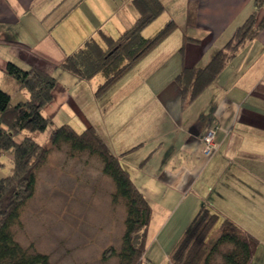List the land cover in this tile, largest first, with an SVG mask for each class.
Wrapping results in <instances>:
<instances>
[{
    "label": "crops",
    "instance_id": "obj_1",
    "mask_svg": "<svg viewBox=\"0 0 264 264\" xmlns=\"http://www.w3.org/2000/svg\"><path fill=\"white\" fill-rule=\"evenodd\" d=\"M161 2L164 11L143 28V36H154L169 20L176 28L129 69L133 74L126 72L99 102L94 90L103 81L101 74L102 81L93 82L94 76L77 80L57 65L87 38L103 45L100 32L118 38L130 28L138 17L131 0H0V84L9 86L6 91L12 104L27 98L28 92L19 89L5 72L8 61L23 69L37 67L57 78L53 99L42 113L60 125L78 126L81 131L87 124L103 125L114 121L108 112L116 108L119 137L123 132L120 127H138L146 116L142 111L148 112L150 107L161 110L166 118L168 132L162 140V133L153 139L145 135L136 138L134 134L128 139L127 133L120 134L124 144L121 154L138 153L147 145L151 147L149 157H161L148 180L142 183L131 177L141 193L147 182L164 197L173 194L188 201L166 236H160L161 227L170 210L154 201L158 208L153 222L161 225L154 250L147 248L140 264H166L201 206L251 235L264 232V28L237 50L216 79L191 102H182L174 82L184 66L203 67L209 62L253 11V0ZM263 16L264 5L258 19ZM209 122L217 124V147L205 155L201 136ZM261 243L263 248H256L249 264H264Z\"/></svg>",
    "mask_w": 264,
    "mask_h": 264
},
{
    "label": "trees",
    "instance_id": "obj_2",
    "mask_svg": "<svg viewBox=\"0 0 264 264\" xmlns=\"http://www.w3.org/2000/svg\"><path fill=\"white\" fill-rule=\"evenodd\" d=\"M131 4L138 17L118 38L100 32L103 45L89 37L57 65L77 80H89L101 74L103 81L95 90L97 97L108 91L142 56L176 28L175 22L169 20L154 36H143V28L164 11V6L161 0H131ZM253 5L250 15L205 66H184L176 75L174 82L183 103L191 102L210 85L237 50L264 28V16L258 19L264 0H253ZM189 14L190 19L192 15ZM5 72L15 79L19 89L28 92V97L12 104L10 94L0 88V157L8 154L12 163L11 174L0 178V264H50L47 254L29 252L22 247L16 241L12 227L19 219L21 208L34 194L37 170L49 153L61 144L69 145L71 151H87L99 157L102 172L112 179L115 196L123 199L126 208L122 248L117 253L118 264H140L152 208L132 182L128 171L91 124H87L80 133L68 124L56 125L49 133L48 142L43 144L30 135L17 140L23 130L43 132L53 126V120L42 111L53 99L57 78L37 67L23 69L10 61L5 64ZM219 218L220 214L201 206L185 228L167 264H214L212 257L222 245L230 246L229 251L222 254V264H249L257 239L228 218L220 221ZM215 228L218 235L208 248L207 237Z\"/></svg>",
    "mask_w": 264,
    "mask_h": 264
},
{
    "label": "rangeland",
    "instance_id": "obj_3",
    "mask_svg": "<svg viewBox=\"0 0 264 264\" xmlns=\"http://www.w3.org/2000/svg\"><path fill=\"white\" fill-rule=\"evenodd\" d=\"M129 73L133 74L131 71ZM97 80L102 81L100 74L92 78L93 82ZM0 85L5 91L9 89L7 85L2 83ZM97 87L98 85L95 90ZM102 95L97 97L94 93L99 102H101ZM115 110L116 108L108 112L114 121H107L103 125L101 123L92 125L105 141L110 152L128 171L130 178L141 179L143 183V180H148L153 174V170L159 166L161 157L156 158L155 155L149 157L151 147L147 145L138 153L121 154L124 144L120 134L127 133L128 139H132L133 134L136 138L145 135L147 139H153L162 133L159 138L162 140L168 132L167 120L160 113L161 110L150 107L148 112L147 110L142 111V113H146V116L141 119L138 127L125 124L124 128H119L123 129V132L121 131L118 137ZM60 119L65 121L63 115L60 116ZM59 123L54 122L53 126L43 132L32 133L23 130L17 138L30 135L36 142L46 143L51 129ZM214 126L216 129L217 124L214 123ZM71 127L77 133L82 130L78 126ZM143 160L146 161L143 162ZM0 162V178H3L11 174L12 163L8 154H3L0 157ZM142 187L144 188L142 193L152 208L145 250L147 248L154 250L156 246L153 243H156L155 234L161 225V222H153V216L158 208L154 206V201L164 203L165 208L170 210L163 228L161 227L160 236H166L165 234L170 230L188 201L179 200V197L172 193L169 198L164 197L161 191H155L152 185L147 182ZM125 217L124 201L115 196V184L108 175L102 172V162L99 157L87 151H71L69 145L61 144L59 148H55L49 153L46 161L37 170L34 194L21 208L19 219L13 225L12 231L16 241L29 252L47 254L50 264H118L117 253L122 248ZM222 218L224 217L220 215L219 221ZM216 228L207 237L208 248L218 235ZM253 236L258 241L256 248L260 246L263 248L261 241L264 242V232H261L259 236ZM229 249L228 245L220 246L212 257L213 263L222 264V254ZM170 258L171 255L167 259L170 261ZM156 264L158 263L156 262Z\"/></svg>",
    "mask_w": 264,
    "mask_h": 264
},
{
    "label": "built area",
    "instance_id": "obj_4",
    "mask_svg": "<svg viewBox=\"0 0 264 264\" xmlns=\"http://www.w3.org/2000/svg\"><path fill=\"white\" fill-rule=\"evenodd\" d=\"M214 131H215L214 123L210 122L206 127L205 133L202 136V141L204 144L203 152L207 155L210 154L212 151H214L216 148V145L213 141Z\"/></svg>",
    "mask_w": 264,
    "mask_h": 264
}]
</instances>
